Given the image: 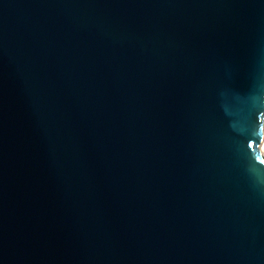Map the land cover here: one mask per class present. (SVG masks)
Wrapping results in <instances>:
<instances>
[{"label": "water", "instance_id": "95a60500", "mask_svg": "<svg viewBox=\"0 0 264 264\" xmlns=\"http://www.w3.org/2000/svg\"><path fill=\"white\" fill-rule=\"evenodd\" d=\"M264 0H0V264H264Z\"/></svg>", "mask_w": 264, "mask_h": 264}, {"label": "bare ground", "instance_id": "6f19581e", "mask_svg": "<svg viewBox=\"0 0 264 264\" xmlns=\"http://www.w3.org/2000/svg\"><path fill=\"white\" fill-rule=\"evenodd\" d=\"M259 149H260V153L264 156V136H263V141H262Z\"/></svg>", "mask_w": 264, "mask_h": 264}]
</instances>
